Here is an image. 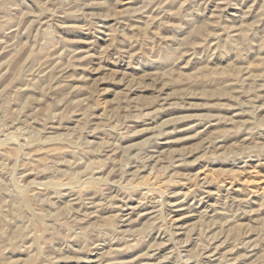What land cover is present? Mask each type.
<instances>
[{
  "label": "rangeland",
  "instance_id": "rangeland-1",
  "mask_svg": "<svg viewBox=\"0 0 264 264\" xmlns=\"http://www.w3.org/2000/svg\"><path fill=\"white\" fill-rule=\"evenodd\" d=\"M0 264H264V0H0Z\"/></svg>",
  "mask_w": 264,
  "mask_h": 264
}]
</instances>
